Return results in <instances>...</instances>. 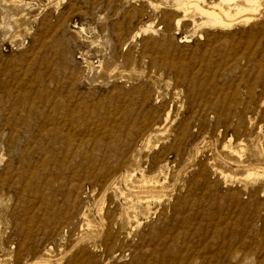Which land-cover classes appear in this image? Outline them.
<instances>
[{
  "label": "rangeland",
  "instance_id": "1",
  "mask_svg": "<svg viewBox=\"0 0 264 264\" xmlns=\"http://www.w3.org/2000/svg\"><path fill=\"white\" fill-rule=\"evenodd\" d=\"M150 2L0 0V264H264V8Z\"/></svg>",
  "mask_w": 264,
  "mask_h": 264
},
{
  "label": "bare ground",
  "instance_id": "2",
  "mask_svg": "<svg viewBox=\"0 0 264 264\" xmlns=\"http://www.w3.org/2000/svg\"><path fill=\"white\" fill-rule=\"evenodd\" d=\"M168 1L171 2L170 6L175 11L181 13L175 20V26H179L181 22L186 21V18L190 17L196 30L199 27L223 30L240 23L248 24L254 21L255 16L264 8V0H164V2L159 4L155 3L156 5H153V2L149 4L153 7H158L162 4L168 5ZM195 15L199 17L200 21L197 22L193 19ZM146 30L150 31V26L143 31ZM249 177L258 178L259 176L256 173H249L247 178Z\"/></svg>",
  "mask_w": 264,
  "mask_h": 264
}]
</instances>
